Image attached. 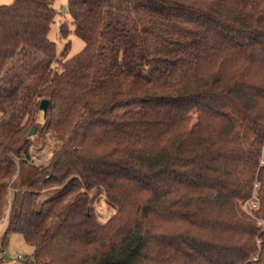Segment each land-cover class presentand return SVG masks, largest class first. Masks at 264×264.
<instances>
[{
	"label": "trees",
	"instance_id": "trees-1",
	"mask_svg": "<svg viewBox=\"0 0 264 264\" xmlns=\"http://www.w3.org/2000/svg\"><path fill=\"white\" fill-rule=\"evenodd\" d=\"M53 1L0 4L12 264H264V0H68L71 56Z\"/></svg>",
	"mask_w": 264,
	"mask_h": 264
},
{
	"label": "rangeland",
	"instance_id": "rangeland-1",
	"mask_svg": "<svg viewBox=\"0 0 264 264\" xmlns=\"http://www.w3.org/2000/svg\"><path fill=\"white\" fill-rule=\"evenodd\" d=\"M12 0H0V4H8ZM67 4L68 0H54L53 6L56 9L57 13L54 17L53 22L49 28V38L55 42L56 52L59 53L63 50L65 46V42L69 41V48L67 51V55L71 56L77 53L84 45L83 41L76 36L73 32V26L71 23V16L67 12ZM65 23L71 32L68 33L67 38H63L59 34V27L61 24ZM41 115L39 114L37 122L39 124L42 123ZM38 125L35 126V132L30 135L34 136L36 131L38 130ZM37 146L43 147V143L39 140L36 141ZM45 150H42L44 152ZM45 155V154H43ZM43 159V157H42ZM11 186V184L9 183ZM10 186H7V199L11 196V189ZM98 210L103 214V219H105L110 213L111 208L109 205L104 201V199H100L96 201ZM246 209H249V206L246 205ZM6 219H3L0 222V264H12L14 262L21 263L20 261L27 260L31 257L32 253V246L28 244L23 236L20 233L12 232L8 234H4L3 230L5 228Z\"/></svg>",
	"mask_w": 264,
	"mask_h": 264
},
{
	"label": "water",
	"instance_id": "water-1",
	"mask_svg": "<svg viewBox=\"0 0 264 264\" xmlns=\"http://www.w3.org/2000/svg\"><path fill=\"white\" fill-rule=\"evenodd\" d=\"M47 105H48V101L46 99H41L40 103H39V109L42 111L43 116L46 113L47 110ZM35 132V126H32L29 131H28V135H32Z\"/></svg>",
	"mask_w": 264,
	"mask_h": 264
}]
</instances>
